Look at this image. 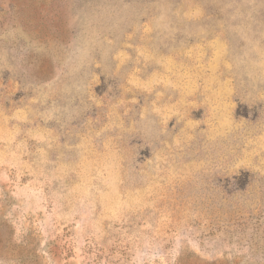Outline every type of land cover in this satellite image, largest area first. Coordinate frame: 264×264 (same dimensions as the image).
<instances>
[{
	"label": "rangeland",
	"instance_id": "obj_1",
	"mask_svg": "<svg viewBox=\"0 0 264 264\" xmlns=\"http://www.w3.org/2000/svg\"><path fill=\"white\" fill-rule=\"evenodd\" d=\"M0 264H264V0H0Z\"/></svg>",
	"mask_w": 264,
	"mask_h": 264
}]
</instances>
